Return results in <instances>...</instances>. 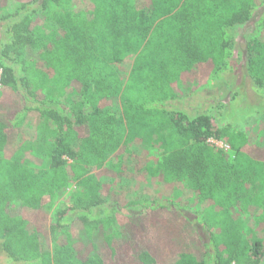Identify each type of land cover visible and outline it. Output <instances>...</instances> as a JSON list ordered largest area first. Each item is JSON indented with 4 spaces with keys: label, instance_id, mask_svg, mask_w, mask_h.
<instances>
[{
    "label": "trees",
    "instance_id": "obj_1",
    "mask_svg": "<svg viewBox=\"0 0 264 264\" xmlns=\"http://www.w3.org/2000/svg\"><path fill=\"white\" fill-rule=\"evenodd\" d=\"M263 7L264 0H91L87 9L80 0H0V11L17 9L0 16L7 26L0 32V87L12 93L8 100L0 94L6 256L22 264H263L264 242L249 245L233 212L257 216L264 234V147H252L245 132L217 126L208 114L189 118L171 109L228 68L233 28ZM41 23L62 36L37 35ZM245 67L264 95V46L255 38ZM69 94L77 102L66 108L59 100ZM33 111L57 128L49 167L39 172L6 152L11 133ZM151 130L163 135L166 154L146 168L149 177L166 187L192 182L203 215L187 217L158 197L101 209L102 197L82 192L67 224L63 216L51 222L70 183L100 187L102 175L120 171L125 156L119 152L130 139ZM242 167L259 168L250 191L233 189ZM29 230L40 241L35 247ZM61 230L64 243L57 241Z\"/></svg>",
    "mask_w": 264,
    "mask_h": 264
},
{
    "label": "rangeland",
    "instance_id": "obj_2",
    "mask_svg": "<svg viewBox=\"0 0 264 264\" xmlns=\"http://www.w3.org/2000/svg\"><path fill=\"white\" fill-rule=\"evenodd\" d=\"M80 1L84 9H87L86 6L91 2V0ZM12 9L8 12L0 11V16L4 13L15 14L17 9ZM262 20H264V7L255 13L252 21L233 28L234 51L228 68L220 70L216 78L205 89L189 95L181 102H173L171 107L172 110L185 113L189 118H194L202 113L208 114L217 126H229L232 130L245 132L251 146L256 148L264 147V95L259 92L248 76L245 65L247 62L248 41L255 38L264 46ZM6 30V24L0 20V32L4 35ZM36 33L39 36L46 37L62 36V31L58 27L47 23H41ZM115 68L122 71L119 64H116ZM124 77L127 78L125 74ZM0 94L8 100L12 93L10 90L0 87ZM59 101L62 106L70 108V106L76 104L77 96L69 94ZM132 132H135V130ZM56 134V125L47 118L42 117L37 111H33L29 114L24 125L11 133L6 150L7 155L34 172L45 170L49 167V152L55 145ZM162 140L163 135L157 134L154 130L148 131L146 135H141V137L136 136L130 139L127 149L123 148L119 152L125 156L120 171H107L108 174L101 176L102 185L100 187L81 190L76 187L74 182L70 183L56 199L51 209V222L54 223L63 216L64 223L67 224L69 219L76 215L71 211V207L74 205L77 196H80L82 192L89 199L102 197L106 204L101 209L106 208L109 202L112 201L125 206L131 201L158 197L164 204L182 210L187 217H191L193 214L203 215V205L198 199L197 190L192 182L183 181L166 187L158 181L151 180L146 172V168L155 167L166 154ZM211 143H215L218 147L222 146L221 143L213 141ZM117 155L120 154L115 153L111 156L110 159L113 163ZM105 168L107 169L108 166ZM258 174H260L259 168H240L233 189L236 191H250ZM126 212L134 214L136 210L127 209ZM97 213L98 211H96ZM233 214L240 219L244 239L249 245H252L255 240L264 242V234L262 235L257 230V216L241 212V210H235ZM133 222L134 219L126 220L124 226L130 229L131 224L134 225ZM142 223L144 224V222ZM155 226L158 227L156 219L153 221L154 229L157 228ZM64 233L61 230L57 234L59 243L66 241L67 235ZM27 234L33 247L40 243L33 236L31 230ZM52 244L48 243V247L51 248ZM0 264L22 263L11 261L0 245Z\"/></svg>",
    "mask_w": 264,
    "mask_h": 264
},
{
    "label": "built area",
    "instance_id": "obj_3",
    "mask_svg": "<svg viewBox=\"0 0 264 264\" xmlns=\"http://www.w3.org/2000/svg\"><path fill=\"white\" fill-rule=\"evenodd\" d=\"M221 147H224V146H223V144H222V146H221ZM224 148H225V147H224ZM226 149H227V148H226Z\"/></svg>",
    "mask_w": 264,
    "mask_h": 264
}]
</instances>
